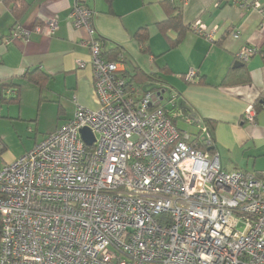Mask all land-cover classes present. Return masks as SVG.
I'll return each mask as SVG.
<instances>
[{
	"label": "built area",
	"instance_id": "built-area-1",
	"mask_svg": "<svg viewBox=\"0 0 264 264\" xmlns=\"http://www.w3.org/2000/svg\"><path fill=\"white\" fill-rule=\"evenodd\" d=\"M242 6L264 20V5ZM93 16L73 0L68 19L87 32L90 54L77 66L89 65L98 108L78 106L0 167V264H264V172L227 171L217 152L199 149L212 143L205 125L196 123L200 137L178 129L173 95L129 84L122 57H103ZM47 24L52 33L58 20ZM191 29L207 38L214 30L199 21ZM26 36L15 24L5 42ZM257 52L242 46L235 60ZM184 78L195 80V69ZM256 114L251 104L243 118Z\"/></svg>",
	"mask_w": 264,
	"mask_h": 264
},
{
	"label": "crops",
	"instance_id": "crops-1",
	"mask_svg": "<svg viewBox=\"0 0 264 264\" xmlns=\"http://www.w3.org/2000/svg\"><path fill=\"white\" fill-rule=\"evenodd\" d=\"M165 1L180 8L183 23L189 26L177 44L171 43L177 36L175 32L168 31L165 36L156 26L165 18L162 6ZM252 1L264 5V0ZM72 2L24 0L27 10L16 20L10 6L0 0V141L4 147L0 167L30 149L24 145L21 154L8 150L7 137L15 136L23 142L26 133L35 141L36 134L43 131L38 126V110L43 103L57 105L56 119L57 122L63 119L62 124L73 116L78 106L98 108L91 69L89 65L77 66L79 60L88 61L90 54L83 43L87 32L74 28L68 19ZM83 2L94 12L93 26L103 51L118 46L126 58V72L135 74L136 68L154 75L160 82L145 86H161L168 95H173L178 117L185 122L189 119L187 122L196 127L189 132L196 131V123L201 124L203 118L215 121V151L225 170L239 169L221 157L219 140H230L228 144L239 147L244 157L254 158L256 168L258 160L264 159V20L257 10L243 7L246 0H112V12L105 0ZM52 18H57L58 25L51 33L47 22ZM195 21L214 28L212 36L195 33L191 29ZM15 24L28 31V36L6 43L5 38ZM142 27L149 33L144 48L134 38ZM232 27L239 30L238 38L231 36ZM245 45L258 47L260 51L243 64L250 79L242 83L238 77L240 70H235L237 67L233 65L236 54ZM190 68L197 74L193 81L184 78ZM36 69L48 75L42 88L24 78L26 72ZM229 72L231 80L223 84ZM11 84L19 86L18 103L3 100L4 87L14 89ZM8 93L5 92L6 98ZM251 104L257 114L254 122L248 123L243 111ZM58 127L56 124L53 131ZM4 129L8 130L6 134ZM46 129L35 144L53 132ZM255 168L240 170L262 172Z\"/></svg>",
	"mask_w": 264,
	"mask_h": 264
},
{
	"label": "trees",
	"instance_id": "trees-1",
	"mask_svg": "<svg viewBox=\"0 0 264 264\" xmlns=\"http://www.w3.org/2000/svg\"><path fill=\"white\" fill-rule=\"evenodd\" d=\"M108 3V7H109V11L112 12L111 10V3L112 0H105ZM5 3L7 5L10 6V10L14 16V18L16 20H18L19 18H21L23 16V14L25 13V11L27 10L28 5L26 3H24V0H5ZM162 6L164 8V13H165V18L162 21H159L156 23L157 29L159 32H161L163 35L166 36L168 31H173L176 33V38L171 41V43L173 44H177L181 41L182 36L184 34L185 31L188 30V25H185L183 23V17L181 14V10L178 6L173 5L172 3H170L169 1H165L162 3ZM149 37V33L146 27H142L140 29H138L135 34H134V38L135 40L138 42L139 45H141L143 48L145 46H147V40ZM260 51V49L258 48V52ZM103 57H105L108 60H117L119 57H122V59L124 60V62H126V58L123 56V49H121L120 47L116 46L115 48L109 49L108 51H103L102 53ZM245 64V63H244ZM235 70H240L239 71V75L238 77L240 78V82L242 83H246L249 81V74H248V70L246 69V66L242 65V67H237ZM38 69L33 70L31 72H26L24 75V78L38 86L39 88H42L47 81L48 75H45L42 71H40ZM133 73L130 72H126L127 77H128V83L129 84H134L136 86H138L139 88L145 89L146 86L151 83V82H160L154 75H148L145 74L144 72L140 71L139 69H134ZM232 73L229 72L228 74H226L224 80H223V84H228L231 80ZM147 83V84H146ZM146 85V86H145ZM10 86H13L14 89H11L12 92L8 93V98L5 97V92L8 91L6 90V88H8L7 86L4 87V98L3 100H7V102H19V86L15 85V84H11ZM145 86V87H144ZM154 87V86H152ZM177 107L173 106L170 109V120L172 122L173 125L176 126L177 123V119L178 114L176 113ZM203 125H205V127L207 128L211 139H212V143L211 145H203L200 144L199 149L204 150V151H208L210 153H215L216 151V147L214 144V126H215V121L210 119V118H203L202 119V123ZM179 129V128H178ZM193 134H196L197 137H200L201 134L199 132V130H196L194 132H191ZM0 146V154L4 151V147Z\"/></svg>",
	"mask_w": 264,
	"mask_h": 264
},
{
	"label": "rangeland",
	"instance_id": "rangeland-1",
	"mask_svg": "<svg viewBox=\"0 0 264 264\" xmlns=\"http://www.w3.org/2000/svg\"><path fill=\"white\" fill-rule=\"evenodd\" d=\"M167 95V93H166ZM70 102V105H72V101L68 100ZM38 126L40 127V130L42 129V132H45L44 130H49V131H53L55 129V126L57 124V126H61L62 124V120L57 122L56 119V114H57V105L54 103H43V105L41 106V108L38 110ZM193 126V128H192ZM176 127L179 128L180 130L183 131H190V130H195L196 127L195 125H191V122H185L183 121V119L181 117H179L177 119V123H176ZM3 130V129H1ZM198 130V128H197ZM5 134L8 132L7 129H4ZM42 132L37 133L36 137H35V141L34 139H32V137H28L26 135V133L24 134V137L22 138L23 142L13 136V137H7L8 140V150H11L13 152H18V153H22L24 151V145L28 146L31 150L34 148V146L36 145L35 142L41 139L42 136ZM1 142V141H0ZM25 142V144H24ZM230 142V140L228 141H223V140H219L217 141V146H218V150L220 152L221 157L226 158L227 161H231L233 164H235L237 166V169H243V170H254V165H253V161L255 160L254 158L250 157L247 158L246 156L244 157L242 154V151L240 150L239 147L237 146H233L232 144H228ZM2 144V143H1ZM229 147H231V149H229ZM27 150V151H29ZM26 151V152H27ZM217 155H219L217 153ZM2 162V161H0ZM254 167V168H253ZM259 169L262 170V172L264 171V159H260L258 160V162L256 163V168L255 169Z\"/></svg>",
	"mask_w": 264,
	"mask_h": 264
},
{
	"label": "water",
	"instance_id": "water-1",
	"mask_svg": "<svg viewBox=\"0 0 264 264\" xmlns=\"http://www.w3.org/2000/svg\"><path fill=\"white\" fill-rule=\"evenodd\" d=\"M244 63L240 62V61H236L233 65V67H239V66H242ZM80 134H81V138L84 140V142L87 144V145H91L94 141V136L92 134V132L84 127L80 130Z\"/></svg>",
	"mask_w": 264,
	"mask_h": 264
}]
</instances>
